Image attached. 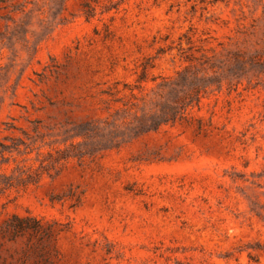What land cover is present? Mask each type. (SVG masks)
Here are the masks:
<instances>
[{"label": "rangeland", "instance_id": "rangeland-1", "mask_svg": "<svg viewBox=\"0 0 264 264\" xmlns=\"http://www.w3.org/2000/svg\"><path fill=\"white\" fill-rule=\"evenodd\" d=\"M0 264H264V0H0Z\"/></svg>", "mask_w": 264, "mask_h": 264}, {"label": "trees", "instance_id": "trees-1", "mask_svg": "<svg viewBox=\"0 0 264 264\" xmlns=\"http://www.w3.org/2000/svg\"><path fill=\"white\" fill-rule=\"evenodd\" d=\"M219 65L214 62L209 65L213 74L211 76H198L199 71H189V67H185L181 71L177 72V77L169 84V95L174 94L173 99L166 101L163 105L166 111H162V116L168 119H174L177 115L183 116L186 107L190 105L193 100L198 105L200 98V91L203 92L214 85L216 89H219L222 80L227 82L231 81V78L236 75L234 67L240 62L239 53L233 52L226 59H218ZM237 76V75H236ZM168 116V117H167ZM16 220L22 219L14 217Z\"/></svg>", "mask_w": 264, "mask_h": 264}]
</instances>
